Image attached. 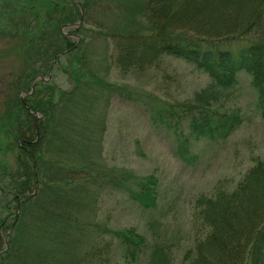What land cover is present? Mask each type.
Returning <instances> with one entry per match:
<instances>
[{
    "label": "rangeland",
    "instance_id": "obj_1",
    "mask_svg": "<svg viewBox=\"0 0 264 264\" xmlns=\"http://www.w3.org/2000/svg\"><path fill=\"white\" fill-rule=\"evenodd\" d=\"M103 1L109 6L105 15L97 13L87 24L61 29L79 45V52L57 56L47 73L33 81L31 92L15 91L14 82L25 66L23 55L17 47L19 38L0 22V113L6 109V100L20 92L21 99L32 97L42 104L46 114L38 113V122L46 125L49 115L53 116L48 136L33 162L21 155L20 140L16 142L8 134L0 136L4 141L3 145L0 142V221L5 222L4 236L13 233L12 227L22 216L19 200L26 194L19 200L16 197L18 185L27 179L21 166L28 162L32 173L50 184L44 208L48 204L55 208L53 201L60 196L63 201L72 198L78 206L73 208L76 228L71 225L67 232L58 230L66 237L56 245L51 230L61 225L55 222L54 228L36 231L37 219L28 215L21 236L31 247L56 254L64 264H148L152 246L161 242L171 245L172 264H184L197 240L193 216L197 198L212 196L219 189L232 191L250 169L264 162V117L257 93L252 77L240 73L239 85L214 106L220 113L237 115L240 125L224 140L196 138L187 122L166 112L192 102L196 93L210 84L209 77L172 57L163 58L144 72L121 71L106 33H141L150 29L149 22L135 0ZM41 12L43 19L44 10ZM14 22L21 23L22 19ZM37 32L47 37L50 29L40 26ZM41 49L40 61L44 59ZM74 59L81 63L73 64ZM74 103L80 108L74 110ZM159 111H164L163 120ZM185 142L189 143V155L180 147ZM59 166L87 174L75 182V188L65 179L51 184ZM151 176L157 179L158 201L155 208L145 209L133 195L137 183ZM37 181L31 185L29 197L38 193ZM67 206L73 207L65 204L64 208ZM31 211L39 212L34 207ZM127 229H136L147 240V249L135 261L126 257L120 239L112 234ZM25 252H32L26 264H35L36 252L23 246L19 256Z\"/></svg>",
    "mask_w": 264,
    "mask_h": 264
},
{
    "label": "trees",
    "instance_id": "obj_2",
    "mask_svg": "<svg viewBox=\"0 0 264 264\" xmlns=\"http://www.w3.org/2000/svg\"><path fill=\"white\" fill-rule=\"evenodd\" d=\"M135 2L142 17L149 22L150 29L141 33L122 30L106 33L115 47V62L121 71L144 72L159 64L163 58L172 57L210 79V84L196 93L192 102L177 105L175 110L166 112L167 115H177L181 122H187L191 133L198 139L217 141L229 138L241 119L235 114L220 113L214 106L229 96L239 85V74L245 72L252 77V87L264 117V0ZM103 3V0H3L0 22H5L7 27L4 29L19 38L17 47L25 65L22 76L14 82L15 91L31 92L33 81L47 73L57 56L64 52H79V45L72 43L61 33V29L77 23L87 24L97 13L105 15L109 6ZM41 10L45 13L43 19ZM18 17L22 22L15 24ZM40 26L50 29L48 40L46 35L41 36L37 32ZM47 42L49 45H45ZM34 43L37 44L35 47L32 46ZM41 46L44 48L42 61L38 57L42 52ZM75 63L78 65L81 60L74 59ZM20 92L6 100V109L0 113V136L8 134L16 138V142L20 140L18 148L21 155L33 162L38 148L48 136L53 116L49 115L46 125L38 122L36 115L46 114L42 104L32 97L21 99ZM73 105L74 110L80 108V105ZM163 112H158L162 120ZM37 138L39 140L35 142ZM0 142L3 145L1 138ZM188 144L181 143L180 147L189 155ZM21 167H24L23 176L27 175L17 188V200L26 194L19 200L23 208L22 216L12 227L13 233L8 238L3 232L5 222L0 221V264H12L10 261L26 264L32 252L19 256L23 246L36 252H33L35 264H64L56 254L42 252L37 246L31 247L30 241L22 239L21 234L31 214L37 219L36 231L49 229L50 226L54 228L55 222L61 225L51 230L56 245L66 237L58 230L64 228L67 232L71 225L76 228L73 208L78 209V206H74L72 198L63 201L60 196L53 201L56 207L48 204L45 211L43 202L46 187L50 184L32 173L28 162ZM86 174L83 170L59 166L55 174L57 177L51 184L65 179L69 186L74 187L75 182ZM37 178L38 193L29 197L27 193L31 185L36 184ZM156 186L154 176L138 182L134 199L145 209L155 208L158 201ZM65 204L73 207L67 206L66 209ZM33 207L39 212L31 211ZM193 216L197 240L195 247L185 256L184 264H264V162L259 161L250 169L232 191L219 189L212 196L197 198ZM150 228L156 234L155 225L151 224ZM112 234L120 239L126 257L132 261L147 249L146 238L136 229ZM170 247L155 242L148 264H172Z\"/></svg>",
    "mask_w": 264,
    "mask_h": 264
}]
</instances>
